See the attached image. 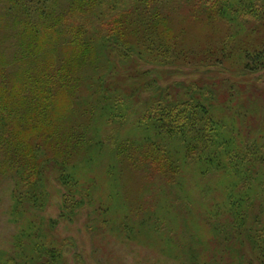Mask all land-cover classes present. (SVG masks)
Returning <instances> with one entry per match:
<instances>
[{"label":"trees","instance_id":"1","mask_svg":"<svg viewBox=\"0 0 264 264\" xmlns=\"http://www.w3.org/2000/svg\"><path fill=\"white\" fill-rule=\"evenodd\" d=\"M28 3L0 1V20H15L22 26L20 36L32 45L25 63L0 64V176L14 183L10 214L20 226L14 254L8 253L0 264L68 262L59 238L44 229L52 230L58 222L48 223L43 217L52 179L65 190L61 218L77 214L89 202L99 204L97 218L103 226L112 221V204L97 199L100 181L91 172L104 154L125 166L123 173L142 170L177 192V215L182 214L186 224L181 231L194 240L198 237L190 231L195 217L179 189L187 180L185 171L181 176L183 166L186 163L200 178L214 172L231 175L224 197L202 205L206 224L222 227L221 232L214 230L210 249L224 253L228 230L233 228L239 240L250 245L251 264H264V215L250 214V208H264V89L205 76L162 84L152 76L153 71L168 73L167 67L199 66L183 60L187 53L174 23L181 4L188 6L193 21L227 29L211 62L196 61L207 68L206 75L234 60L245 72L264 69V0H67L61 11L59 0H45L40 12ZM47 3L56 4V10ZM38 14L40 21L34 16ZM243 34L248 40L255 35L259 45L238 48ZM138 59L159 69L127 67ZM248 96L257 99L250 106L252 112H238L252 100ZM121 107L126 110L116 112ZM102 111H111V116L105 118ZM97 112L100 118L94 117ZM70 113L77 122L62 125V120L71 119ZM247 114L260 118L249 125ZM97 124L100 130L95 131ZM242 124L259 135L252 145L241 134ZM244 166L252 167V172ZM156 214L164 219L159 211ZM194 242L186 253L191 255L188 260L194 259L190 264H199ZM214 260L212 264L217 255Z\"/></svg>","mask_w":264,"mask_h":264},{"label":"rangeland","instance_id":"2","mask_svg":"<svg viewBox=\"0 0 264 264\" xmlns=\"http://www.w3.org/2000/svg\"><path fill=\"white\" fill-rule=\"evenodd\" d=\"M28 1L25 0L26 3ZM44 2L45 0H30L28 4L29 7L35 8L36 11L39 8L38 11L40 12V9L42 10L45 6ZM67 4V0H59L57 10L61 11ZM46 6L53 11L56 10V4L47 3ZM187 10V5H179V9L175 10V12H179L176 13L174 23L177 30L181 31V47L187 53L186 58L183 60H190L199 66L183 65L177 69L175 67H167L165 70H168V73L163 74L161 71H153L152 76L162 84L172 80L200 79L205 76L207 77L204 78L205 80H210L213 77L224 78L231 82L254 83L258 86V89H264V69L253 70L250 73L248 71L245 72L240 68V64L236 60L231 65L221 66L220 69L216 67L213 72H210V76L206 75L209 74L205 72L207 68H202V63L196 61L207 59L211 62L209 58L212 57V51H216L221 47L227 34V29H222L219 24L214 28H209L206 25L197 23L190 18ZM4 14L5 12H3ZM34 16L36 20H39L40 14ZM23 34L22 26L17 25L15 20L6 19L4 22L0 20V53L4 56L0 60V64L9 66L8 64H23L26 62V50L32 45L26 38L20 36ZM254 38L255 35L248 40L246 34H243L241 40L238 38L237 47H246L251 43L250 45L256 48L255 46H258L259 43L254 41ZM17 55L23 56V58L15 61L14 57ZM34 61V63H39L36 60ZM140 62H142L140 59L130 62L127 67L136 66L138 69L147 70H151L154 67L159 69L157 66L145 65ZM11 71L12 68H8L7 72ZM13 73L17 74V69L13 70ZM248 97L252 100L246 102L245 108L236 109L238 112L245 113L247 111L249 114L252 112L250 106L257 99ZM242 100L245 99L242 98ZM258 105L260 106L261 103ZM108 106L109 104L105 107ZM122 110L123 108L121 107L116 112H121ZM107 111H102L105 118L111 116V111L108 114ZM135 111L136 106L129 113L131 119H134ZM249 114H247L246 120L249 125L254 124L255 119L259 120L260 118L258 116L252 117ZM94 117L100 118L99 113L97 112ZM70 118L68 121L62 120V125L70 126L73 124L72 120L74 124L78 120V117L71 116V113ZM100 123L102 125L105 124L104 120L100 121ZM92 130L94 131V128ZM96 130H100L99 124L95 128ZM241 134L245 140L249 141L250 145L259 136L257 133L254 134L251 127H247L244 124H242ZM104 155L99 162L94 163L91 171L100 181V186L98 185L95 190L97 199L99 202L104 200L105 204L111 203L113 207L110 210L112 221L104 226L97 218L99 215L96 210L98 203L90 204L85 202L77 210V214H69L68 217L61 218L60 216L65 208L63 198L65 190L52 179L51 199L43 212V217L48 223L50 220H57L58 222L53 226L55 227L54 229H44L46 233L50 234L51 232L61 241L59 247L62 248L64 256L68 260L65 264H190L194 259L188 260L191 255L189 253L187 255L186 249L189 243H192L193 246L194 241L197 242L195 247L198 249L199 259L197 261L199 264L214 263L216 255L218 256L216 264H251L254 256L250 245L246 240L240 241L233 228L228 230L230 235L228 243L224 246V253L221 252V248L217 252L210 249V242L213 243L211 238H215L216 234L214 230L218 228L221 232L222 227L219 226L220 224H213V226L206 224L203 215H201V212L204 211L203 203L207 207L210 203L214 204L215 201L224 197L226 185L231 183V175L226 174L227 176H224L220 173L219 176L214 172L209 177L200 178V175L191 171L190 166L186 167V163L183 166L184 169L181 171V176L183 177L185 171L187 180H183L184 186L179 189L180 194L181 192L182 195L186 194L187 200L185 202L190 204L187 208L193 212L190 216L195 217L196 225L192 226L190 231L194 232L198 237L197 240H194L189 239L187 234L181 231V227L186 224L184 218H180L183 215H177L180 212L177 206L179 204L177 192L170 191L168 184L159 176H149V173L142 170L139 173L133 170L123 173L125 166H120L116 159L113 160L111 155L110 157H104ZM119 167H122V171H120ZM244 167L245 170L249 168L248 172L253 170L252 167ZM0 178L1 260L8 255L14 254V238L18 235L20 226L12 221L10 214L12 205L11 192L13 191L14 183L10 177L4 178L0 176ZM184 199H182V202H184ZM170 204L171 207L168 208ZM156 211L160 212L164 218L163 220L159 218ZM250 214L264 215V208H250ZM142 220L144 223L141 222ZM263 223L264 220L261 224ZM256 226L260 227L259 224ZM116 227L129 230H116ZM235 237H237L236 242Z\"/></svg>","mask_w":264,"mask_h":264}]
</instances>
